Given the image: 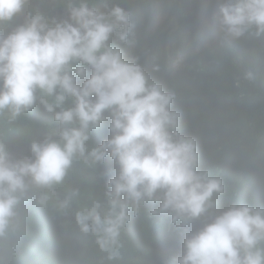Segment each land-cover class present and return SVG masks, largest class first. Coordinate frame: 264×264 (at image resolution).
<instances>
[{
	"label": "clouds",
	"instance_id": "9594fccd",
	"mask_svg": "<svg viewBox=\"0 0 264 264\" xmlns=\"http://www.w3.org/2000/svg\"><path fill=\"white\" fill-rule=\"evenodd\" d=\"M125 4L0 0V32L10 31L0 33V113L7 110L12 119L23 113L27 129L41 137L56 121L61 125L59 140L32 142L31 158L12 159L6 147L19 146L9 141L5 147L0 134V235L17 215L30 183L47 188L63 181L73 157L85 154L91 129L105 112L113 134L88 155L93 162L110 155L119 166L109 181V211L102 217L96 204L77 213L82 231L97 233L102 249L116 243L129 201L138 205L162 190L161 210L171 209L173 221L183 223L213 206L220 182L197 172L193 141L174 132L178 114L168 106L171 99L182 103L183 88L170 95L149 86L140 66L125 61L112 45L118 43L131 56ZM220 13L222 30L233 36L252 28L264 33V0H224ZM69 96L75 106L65 108ZM67 206L65 200L61 207ZM178 264H264V209L244 204L217 215L186 237Z\"/></svg>",
	"mask_w": 264,
	"mask_h": 264
},
{
	"label": "trees",
	"instance_id": "16d2710c",
	"mask_svg": "<svg viewBox=\"0 0 264 264\" xmlns=\"http://www.w3.org/2000/svg\"><path fill=\"white\" fill-rule=\"evenodd\" d=\"M125 1L131 56L118 43L113 47L140 66L149 86L170 95L183 88L182 103L171 99L168 106L178 114L174 132L193 141L197 172L218 180L221 190L213 192V206L188 223L174 222L171 209L161 210L162 190L138 205L129 201L116 243L102 249L97 233L82 231L77 213L96 204L102 217L109 211V181L119 166L110 155L103 162L88 155L113 134L105 112L91 129L85 154L73 157L61 183L29 184L17 215L0 235V264H178L186 237L217 215L244 204L264 209V33L252 28L236 37L223 31L224 0ZM74 106L71 96L63 103ZM27 126L23 113L15 119L7 110L0 113L5 147L9 141L19 146L6 147L12 159L31 158L33 141L60 139L58 121L43 137ZM65 200L68 206L61 207Z\"/></svg>",
	"mask_w": 264,
	"mask_h": 264
}]
</instances>
